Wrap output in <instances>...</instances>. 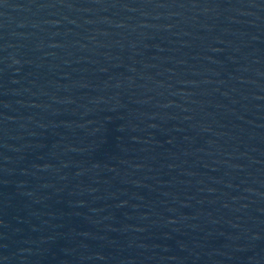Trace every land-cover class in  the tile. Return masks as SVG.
I'll return each instance as SVG.
<instances>
[{
    "label": "water",
    "instance_id": "water-1",
    "mask_svg": "<svg viewBox=\"0 0 264 264\" xmlns=\"http://www.w3.org/2000/svg\"><path fill=\"white\" fill-rule=\"evenodd\" d=\"M0 264H264V0H0Z\"/></svg>",
    "mask_w": 264,
    "mask_h": 264
}]
</instances>
